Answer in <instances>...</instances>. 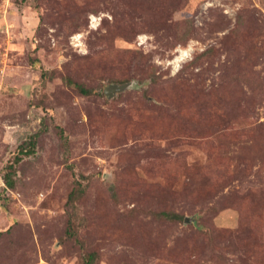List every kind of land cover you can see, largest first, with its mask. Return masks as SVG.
I'll return each instance as SVG.
<instances>
[{
	"label": "rangeland",
	"instance_id": "obj_1",
	"mask_svg": "<svg viewBox=\"0 0 264 264\" xmlns=\"http://www.w3.org/2000/svg\"><path fill=\"white\" fill-rule=\"evenodd\" d=\"M88 251L264 264V0H0V264Z\"/></svg>",
	"mask_w": 264,
	"mask_h": 264
},
{
	"label": "trees",
	"instance_id": "obj_2",
	"mask_svg": "<svg viewBox=\"0 0 264 264\" xmlns=\"http://www.w3.org/2000/svg\"><path fill=\"white\" fill-rule=\"evenodd\" d=\"M75 85L84 94L92 92V89L83 86L81 83L75 82ZM34 143H35L34 136H31V138L28 141H24L18 145V148H17L18 150L13 157L12 163H8L7 165L8 169L3 174L4 182L8 187H12L14 184V179L13 177H11V175L15 172L14 164L17 163L22 158L23 155L33 152ZM75 192H78V191L74 190L69 193L70 199L74 196ZM160 214L167 218H174L177 216L176 213L167 212V211H161ZM95 258H96V252L88 251L83 254L82 264H93Z\"/></svg>",
	"mask_w": 264,
	"mask_h": 264
},
{
	"label": "water",
	"instance_id": "obj_3",
	"mask_svg": "<svg viewBox=\"0 0 264 264\" xmlns=\"http://www.w3.org/2000/svg\"><path fill=\"white\" fill-rule=\"evenodd\" d=\"M131 85V82L129 83H109L106 85L105 87V94L107 96H111L112 94H114L116 91H119V90H122L128 86ZM193 220V216H189V215H186L184 217V222L187 223V222H190Z\"/></svg>",
	"mask_w": 264,
	"mask_h": 264
},
{
	"label": "bare ground",
	"instance_id": "obj_4",
	"mask_svg": "<svg viewBox=\"0 0 264 264\" xmlns=\"http://www.w3.org/2000/svg\"><path fill=\"white\" fill-rule=\"evenodd\" d=\"M179 51H180V53L175 58V61H177V62L180 61L187 54V50L186 49H181V50L179 49Z\"/></svg>",
	"mask_w": 264,
	"mask_h": 264
}]
</instances>
